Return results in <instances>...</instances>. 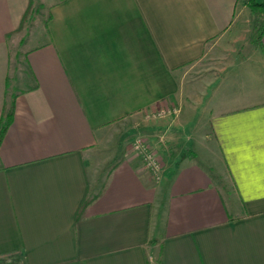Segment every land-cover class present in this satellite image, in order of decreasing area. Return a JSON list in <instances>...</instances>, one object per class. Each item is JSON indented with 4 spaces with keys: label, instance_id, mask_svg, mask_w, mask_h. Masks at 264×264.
Returning a JSON list of instances; mask_svg holds the SVG:
<instances>
[{
    "label": "crops",
    "instance_id": "obj_1",
    "mask_svg": "<svg viewBox=\"0 0 264 264\" xmlns=\"http://www.w3.org/2000/svg\"><path fill=\"white\" fill-rule=\"evenodd\" d=\"M29 1L0 0V118L15 96L0 143V264H264V90L208 102L205 136L183 117L225 78L189 75L225 44L239 0H41L47 16L17 40L24 77L8 95ZM173 105L177 116H152ZM136 134L160 159L158 180Z\"/></svg>",
    "mask_w": 264,
    "mask_h": 264
},
{
    "label": "rangeland",
    "instance_id": "obj_2",
    "mask_svg": "<svg viewBox=\"0 0 264 264\" xmlns=\"http://www.w3.org/2000/svg\"><path fill=\"white\" fill-rule=\"evenodd\" d=\"M41 0L33 1V10L28 18L25 26L16 36L15 46L10 51V62H9V76H8V89L7 94L9 95L12 90H16L22 84V78L24 77V47L19 44L17 45V40L20 37H25L31 33H35V22L37 20H45L47 16V8L40 3ZM238 21L234 24L231 31L226 35L225 44L217 45L213 47L212 50L194 64L193 69L190 71L189 79L192 82L197 80H202L207 76H214L219 78L220 76L225 77L221 78L220 81L216 82V86L213 85L214 92L211 88H207L205 91L204 104L196 103L195 113L192 115L190 108L186 107L187 112H184V119L190 123V128L195 130L196 136H205L206 132L209 131V123L206 121L207 110L210 108L209 103L220 104L228 94L232 96H258L261 90H264V80L261 79L259 71L263 69V64L259 63L260 61V50L259 47L253 42L251 36V29L254 25L255 18L250 7L247 5V0H239L237 6V15ZM210 48V46H209ZM261 74V73H260ZM227 77V78H226ZM232 92V93H231ZM178 108V106H176ZM214 107H211V109ZM179 112L174 116H177ZM185 132V131H182ZM137 134L130 136L128 140L132 141L133 144ZM134 137V139L132 138ZM132 138V139H131ZM203 145H206L208 139L203 138ZM113 147V146H112ZM112 147H103L99 155V161H106L110 152L113 150ZM180 147V146H179ZM186 149H194L198 151V159L205 165L209 167H214L213 160L207 157L205 148L201 146L187 144ZM90 166H88V169ZM213 172L216 177H218V170L213 168ZM219 184L221 186V191L225 195L226 199L231 196L233 193L232 186L227 179L219 176ZM224 186V188L222 187ZM230 194V195H229ZM8 264V263H6Z\"/></svg>",
    "mask_w": 264,
    "mask_h": 264
},
{
    "label": "trees",
    "instance_id": "obj_3",
    "mask_svg": "<svg viewBox=\"0 0 264 264\" xmlns=\"http://www.w3.org/2000/svg\"><path fill=\"white\" fill-rule=\"evenodd\" d=\"M33 1H29V5L27 7L26 12L23 14L20 25L17 28L16 32L22 30L26 21L30 17V14L33 10ZM247 5L250 7L252 13L254 14L255 22L251 29V36L253 42L264 51V44L262 43V38L264 35V0H247ZM15 96L12 97L10 104L3 107V111L0 118V143L6 134L15 113V104H14ZM90 199H84L79 210L77 212V217L84 213L86 206L88 205Z\"/></svg>",
    "mask_w": 264,
    "mask_h": 264
},
{
    "label": "built area",
    "instance_id": "obj_4",
    "mask_svg": "<svg viewBox=\"0 0 264 264\" xmlns=\"http://www.w3.org/2000/svg\"><path fill=\"white\" fill-rule=\"evenodd\" d=\"M178 112L179 108L173 105L172 107L152 112V116L154 118H163L166 115H175ZM132 150L140 156L144 167L153 175L156 180H158L161 176L162 164L155 153H153L146 145L142 136H136L132 144ZM151 264H155L153 260L151 261Z\"/></svg>",
    "mask_w": 264,
    "mask_h": 264
}]
</instances>
